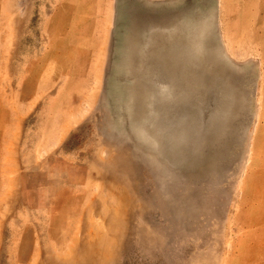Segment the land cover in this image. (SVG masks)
Listing matches in <instances>:
<instances>
[{
	"label": "rangeland",
	"instance_id": "1",
	"mask_svg": "<svg viewBox=\"0 0 264 264\" xmlns=\"http://www.w3.org/2000/svg\"><path fill=\"white\" fill-rule=\"evenodd\" d=\"M0 264H264V0H0Z\"/></svg>",
	"mask_w": 264,
	"mask_h": 264
},
{
	"label": "bare ground",
	"instance_id": "2",
	"mask_svg": "<svg viewBox=\"0 0 264 264\" xmlns=\"http://www.w3.org/2000/svg\"><path fill=\"white\" fill-rule=\"evenodd\" d=\"M154 77V76H153ZM156 79V78H155ZM160 80V79H159Z\"/></svg>",
	"mask_w": 264,
	"mask_h": 264
}]
</instances>
